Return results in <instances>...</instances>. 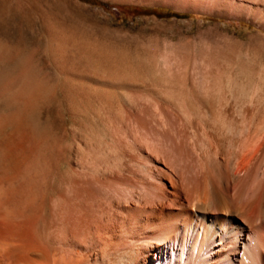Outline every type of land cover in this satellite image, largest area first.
<instances>
[{
    "label": "bare ground",
    "instance_id": "bare-ground-1",
    "mask_svg": "<svg viewBox=\"0 0 264 264\" xmlns=\"http://www.w3.org/2000/svg\"><path fill=\"white\" fill-rule=\"evenodd\" d=\"M201 1L264 33V0ZM224 68L216 65L201 88L149 90L152 102L130 105L119 145L88 147L51 194L29 166L39 141L1 135L0 264H264V92L252 91L232 70L224 79ZM169 135L188 161L187 180L168 161ZM149 153L164 159L160 173L169 172L176 216L169 202L155 209L142 194L156 176ZM175 217L188 231L171 238Z\"/></svg>",
    "mask_w": 264,
    "mask_h": 264
},
{
    "label": "rangeland",
    "instance_id": "rangeland-1",
    "mask_svg": "<svg viewBox=\"0 0 264 264\" xmlns=\"http://www.w3.org/2000/svg\"><path fill=\"white\" fill-rule=\"evenodd\" d=\"M102 1L114 7L107 10L81 0H0V136L25 134L39 141L36 159L27 164L49 194L92 146L119 145L130 105L152 102L146 96L151 89L201 88L219 65L225 67L224 79L232 70L252 91L264 92V33L251 20L229 17L201 0ZM133 6L152 10L136 13ZM165 8L188 16H161ZM184 99L197 109L191 96ZM172 136L168 161L187 180L188 161ZM216 140L227 149L223 137ZM149 154L156 176L142 194L155 209L169 202L176 216L169 172L167 177L160 173L165 172L164 159ZM180 219L169 222L171 238L188 231ZM195 230L194 246L201 228Z\"/></svg>",
    "mask_w": 264,
    "mask_h": 264
},
{
    "label": "trees",
    "instance_id": "trees-1",
    "mask_svg": "<svg viewBox=\"0 0 264 264\" xmlns=\"http://www.w3.org/2000/svg\"><path fill=\"white\" fill-rule=\"evenodd\" d=\"M81 1L89 3V4H92V5L101 6L104 9H107V10H109V9L114 7V5H111L108 2H105V1H102V0H81ZM131 9L133 11H136V13L150 12L152 10V9H149V8L136 7V6L131 7ZM161 16L183 18V17H187L188 14L179 13V12L173 11V10H171L169 8H165V9H163V13H162Z\"/></svg>",
    "mask_w": 264,
    "mask_h": 264
}]
</instances>
